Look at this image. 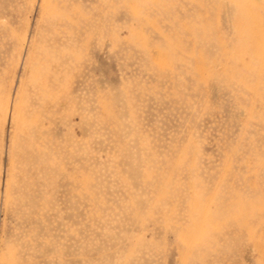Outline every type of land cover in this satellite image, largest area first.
<instances>
[{
    "label": "rangeland",
    "instance_id": "obj_1",
    "mask_svg": "<svg viewBox=\"0 0 264 264\" xmlns=\"http://www.w3.org/2000/svg\"><path fill=\"white\" fill-rule=\"evenodd\" d=\"M0 264H264V0H0Z\"/></svg>",
    "mask_w": 264,
    "mask_h": 264
},
{
    "label": "bare ground",
    "instance_id": "obj_2",
    "mask_svg": "<svg viewBox=\"0 0 264 264\" xmlns=\"http://www.w3.org/2000/svg\"><path fill=\"white\" fill-rule=\"evenodd\" d=\"M78 7V6H77ZM81 17V16H80ZM82 23H84V22H82ZM58 49V48H57ZM72 55V54H71ZM65 76V75H64ZM66 112V111H65ZM64 121H65V119H64ZM45 209V208H44Z\"/></svg>",
    "mask_w": 264,
    "mask_h": 264
}]
</instances>
